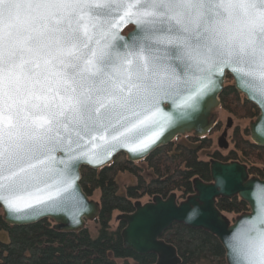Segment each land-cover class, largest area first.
I'll list each match as a JSON object with an SVG mask.
<instances>
[{
    "label": "snow or ice",
    "instance_id": "6c2138e0",
    "mask_svg": "<svg viewBox=\"0 0 264 264\" xmlns=\"http://www.w3.org/2000/svg\"><path fill=\"white\" fill-rule=\"evenodd\" d=\"M122 21L134 48L116 43ZM225 65L264 81V0H0V191H42L70 130L132 131L162 87L194 104ZM246 258L264 264V232Z\"/></svg>",
    "mask_w": 264,
    "mask_h": 264
},
{
    "label": "water",
    "instance_id": "95a60500",
    "mask_svg": "<svg viewBox=\"0 0 264 264\" xmlns=\"http://www.w3.org/2000/svg\"><path fill=\"white\" fill-rule=\"evenodd\" d=\"M132 27L127 35L123 33ZM139 29L134 22H119L116 30L118 45L127 43L131 49L140 41ZM174 64L178 63L176 61ZM236 65H225L214 70L212 81L197 97L194 104H185L188 93L179 94L164 86L158 92L154 104L142 113L137 128L117 126L119 132L109 129L93 138L76 140L71 131L67 144L57 148L47 161V168L37 191L5 194L0 191V207L4 222L9 226L25 227L44 220L64 234L83 232L89 223H96L100 204L90 199L81 187V170L99 171L112 165L119 155H125L130 163L145 161L152 153L167 147L176 139L193 136L208 137L218 122L221 109L220 97L228 77L233 79L235 89L259 110V116L249 123L252 143L264 148V81L238 75ZM177 72L180 68L177 67ZM233 122L229 119L217 141L220 152L230 149L229 132ZM211 182L193 180L194 194L183 202L177 195L167 199L159 196L150 202L135 203L132 214H123L117 221L125 224L121 232L124 248L139 256L154 255L156 264H182L176 248L162 237L174 225H184L202 230L214 236L226 253L227 264H248L246 250L249 241L264 232V178L251 177L248 168L238 162L223 163L210 160ZM239 198L249 207V212L230 221L218 208L219 200ZM12 207H9V204Z\"/></svg>",
    "mask_w": 264,
    "mask_h": 264
},
{
    "label": "trees",
    "instance_id": "16d2710c",
    "mask_svg": "<svg viewBox=\"0 0 264 264\" xmlns=\"http://www.w3.org/2000/svg\"><path fill=\"white\" fill-rule=\"evenodd\" d=\"M220 101L221 111L237 120L252 122L259 116L257 107L235 89L231 77ZM221 127L218 123L203 139L178 138L140 163H130L125 155H119L112 165L99 171L82 169L80 184L84 193L90 199L99 197L96 237L88 227L77 234L60 233L48 220L25 227L9 226L0 207V264H156V256H139L124 248L121 232L125 224L117 221L119 215L134 213L137 201L156 196L167 199L176 194L178 202L185 201L194 194V179L211 182V159L241 163L251 177L264 178V148L252 143L248 128L233 131V149L212 152V136ZM204 153L208 161L202 160ZM122 176L130 178L131 184L122 187ZM217 208L234 219L249 212L248 205L237 197L219 200ZM162 239L176 248L182 264H227L224 248L205 231L176 224Z\"/></svg>",
    "mask_w": 264,
    "mask_h": 264
},
{
    "label": "rangeland",
    "instance_id": "374dc122",
    "mask_svg": "<svg viewBox=\"0 0 264 264\" xmlns=\"http://www.w3.org/2000/svg\"><path fill=\"white\" fill-rule=\"evenodd\" d=\"M218 114H219L218 123L222 124V127H221V130H219L218 132L214 133L213 136H212V139L214 140V148H213L212 152L219 151L218 146H217V141H218L219 137L222 135L223 131L225 130L229 119H231L232 122H233L232 130L229 132V139H228L229 144H230V149L229 150L233 149V145H232V134H233V131L236 128H240V129L244 130V129L249 127V123H250V121L237 120L234 117L229 116L228 114H225L224 112H222L221 109L219 110ZM202 160H204V161H208L209 160V158H208L206 153H204L202 155ZM120 184H121L122 187L130 185L131 184V179L128 178V177H123L122 176V177H120ZM92 200H94L96 202H99V197L98 196H94ZM150 201L151 200H149V199H142L141 200V202L143 204H146V203H148ZM229 220L233 221L234 218L231 217V218H229ZM87 227L91 230L92 236L96 237L97 236L96 225L94 223H89Z\"/></svg>",
    "mask_w": 264,
    "mask_h": 264
},
{
    "label": "flooded vegetation",
    "instance_id": "af4514ba",
    "mask_svg": "<svg viewBox=\"0 0 264 264\" xmlns=\"http://www.w3.org/2000/svg\"><path fill=\"white\" fill-rule=\"evenodd\" d=\"M133 30V28H131L128 32H125V33H123L124 35H127L129 32H131ZM217 125H218V122H217ZM232 130V129H231ZM230 130V131H231Z\"/></svg>",
    "mask_w": 264,
    "mask_h": 264
}]
</instances>
